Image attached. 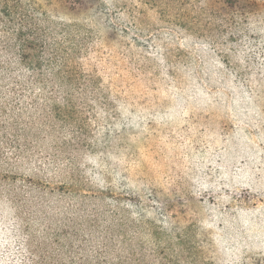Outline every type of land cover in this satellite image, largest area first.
Segmentation results:
<instances>
[{"label":"rangeland","instance_id":"rangeland-1","mask_svg":"<svg viewBox=\"0 0 264 264\" xmlns=\"http://www.w3.org/2000/svg\"><path fill=\"white\" fill-rule=\"evenodd\" d=\"M112 2L117 22L142 45L132 54L139 104L159 89L157 118L175 120L187 100L164 89L163 77H187L190 94L197 84L189 77L209 74L227 102L210 105L215 124H207L221 136H146L138 126L130 136H105L116 111L108 91L124 95L136 80L122 71L123 43L103 19L69 13L61 0H22L71 79L56 80L54 90L0 89L1 101L25 108L22 135L6 136L12 147L0 136V214L19 221L34 244L63 250L64 262L73 252L81 264H264V0H242L244 9L227 11L232 23L217 0ZM64 96L78 113L64 108ZM49 97L63 114L47 115ZM116 112L130 114L125 106ZM195 137L194 157L180 159L188 151L179 140ZM164 148L178 160L166 169L152 162ZM145 163L157 181L170 178L155 206L119 185L139 184Z\"/></svg>","mask_w":264,"mask_h":264},{"label":"trees","instance_id":"trees-1","mask_svg":"<svg viewBox=\"0 0 264 264\" xmlns=\"http://www.w3.org/2000/svg\"><path fill=\"white\" fill-rule=\"evenodd\" d=\"M61 3L69 13L85 14L90 21L95 17L103 19V24L106 30L111 33V37L118 39L119 43H123L122 57L120 58L122 71L130 70L136 79L130 80L131 82L127 84L125 90L123 89L124 95H121L119 90V95L115 96L114 88H110L113 91H108L111 107L117 111L125 106L130 114L122 116L115 111L112 114L113 120L108 122L109 126L105 136H130L129 131L136 126L143 129L146 136H221L217 135L213 128L211 129L207 124H215L210 118L212 111L210 105H222L227 102L222 97L221 91L211 88L213 79L209 74H204V76L197 74L189 77L196 80L195 84L198 85H196L197 89L190 94L184 93L182 89L187 77L179 74L174 75L172 80L163 77L166 80L163 88L166 89L168 85H171L177 96L187 100V104L177 114L175 120L160 121L161 119L156 116L159 114L157 106L163 101L161 94L156 92L159 89L151 90L152 92L148 93L146 105L145 103L139 104V100H137L138 94L135 89L141 78L138 76V72L132 71L136 70L132 54L136 53L135 51L142 45L139 37L131 31V27L117 22L115 16L118 8L114 7L112 0H61ZM217 3H220V5L218 4L219 8L226 12L233 8H245L244 5L240 6L242 0H217ZM233 21L234 17L230 12L224 13V22L232 23ZM59 58V55L47 43L46 36L40 30V24L33 20V16L29 15L27 10H24L22 0H0V89L7 87L11 91L26 92L32 91L36 87H40L41 90L49 87L54 90L53 84L56 83V80L71 79L70 76L61 75L64 63ZM108 62H115L114 55L111 53L108 56ZM120 70L114 75L117 80L122 81ZM109 77L111 80V74ZM125 81L123 80L124 83ZM204 88H208V90H204ZM39 100V98L30 99L32 105ZM42 101L44 104L54 103L47 113L49 117H54L64 110L57 106L55 99L51 97ZM62 102L64 108H68L69 112H77V108L69 98L64 96ZM24 109L9 106L5 101L0 100V136L3 145L12 147L13 141L6 137L9 136L8 131H14L16 136H21L24 132L25 126L21 123ZM134 113L138 115L137 118ZM220 124V128L227 125L223 121ZM14 126V130H11ZM179 143L188 151V154L184 153L179 158L181 159L183 156L193 158L196 153V148L193 147V144H196V137L192 138V142L179 140ZM163 150H165V157L162 158L158 153L154 154L153 163L160 162V166H164L165 169L167 166L178 163V160L166 148ZM191 151L193 152L190 153ZM168 158H170V163L163 164V160ZM1 160H3L2 154H0ZM168 179L170 180L165 176L164 179L160 178L157 181L151 165L149 167V164L145 163L142 166L139 184L133 185L127 178H122L119 185H121V191L129 192L139 200H149L155 206L159 203V199L166 198ZM169 203L170 201L166 200V205ZM2 215L1 213L0 264H81V261L80 263L74 261L73 252H67L68 262H64L63 250L48 249L41 244H34L30 235L19 229V221L6 216L2 217Z\"/></svg>","mask_w":264,"mask_h":264}]
</instances>
